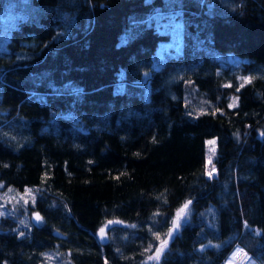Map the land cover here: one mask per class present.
<instances>
[{
  "label": "trees",
  "instance_id": "16d2710c",
  "mask_svg": "<svg viewBox=\"0 0 264 264\" xmlns=\"http://www.w3.org/2000/svg\"><path fill=\"white\" fill-rule=\"evenodd\" d=\"M261 132L264 0H0V264H264Z\"/></svg>",
  "mask_w": 264,
  "mask_h": 264
},
{
  "label": "snow or ice",
  "instance_id": "6c2138e0",
  "mask_svg": "<svg viewBox=\"0 0 264 264\" xmlns=\"http://www.w3.org/2000/svg\"><path fill=\"white\" fill-rule=\"evenodd\" d=\"M145 77H147V73L144 74ZM181 79H183L181 77ZM244 83H241L240 84V88H243L244 87V84L245 83H251L253 77H243L241 78ZM188 83H191V82H188ZM228 87H231V85H227ZM236 91H239V88L236 89ZM173 99H175V97H173ZM239 100V97H235L234 98V101H238ZM187 106V105H186ZM229 108H235L237 107V103L234 102V103H231L228 105ZM215 111L219 112L220 109H216ZM199 115H203L204 112L203 111H200L198 113ZM215 113H213L214 115ZM189 116L192 115L191 112L188 113ZM261 136H264V132H261L260 133ZM236 136L239 137V132L236 133ZM155 139V138H154ZM207 143L209 145H215L216 144V140L215 139H212V140H209L207 141ZM211 152H212V155H209L206 159V166L207 165H211V169L210 170H207L205 172V175L208 177V178H213L214 174L216 173V168L215 166L213 165V155H215L216 153V148L213 147L211 149ZM137 155H139V153H137ZM91 163V162H90ZM45 176H47V173H45ZM116 179H119V177H116ZM0 187H3V182L0 181ZM9 191H11V189L9 188ZM24 196L27 197V196H31V201L33 203V205L36 203V196H35V193L33 192V189L32 188H26L25 190V193H24ZM12 199H15V197H13ZM28 199H23V203L25 205L28 204ZM17 203H20V201H17ZM192 204V201L191 200H188L186 203L183 204V206L176 212V215L175 217L171 220V227L169 228L166 236L167 238L166 239H161V235L159 232H156V233H153V235L155 236V238L159 241V246L156 248V252H155V255L153 256H149L148 259L149 260H157L159 261L160 259V255L164 252L165 248L167 247L168 243H169V240L173 237V234L175 231H177L180 227H181V222H182V218L185 216L186 212L188 211L189 209V206ZM3 205H0V208H2ZM0 215H5L4 212L0 211ZM33 216L35 218V220L37 221H43V217L41 216V214L39 212H34L33 213ZM21 223H25V221H20ZM114 223H117L116 221H107V223L105 225H103L102 227H100L99 229V233H100V236L101 238H104L105 236V229L109 226V225H112ZM245 225H246V222H245ZM247 226V225H246ZM20 235H23V233L21 232ZM202 248L204 247L203 245L201 246ZM150 249H146V251H149ZM243 250L241 249H238L237 252L234 254V255H239ZM43 255V254H42ZM4 264H7V262L5 261Z\"/></svg>",
  "mask_w": 264,
  "mask_h": 264
},
{
  "label": "rangeland",
  "instance_id": "374dc122",
  "mask_svg": "<svg viewBox=\"0 0 264 264\" xmlns=\"http://www.w3.org/2000/svg\"><path fill=\"white\" fill-rule=\"evenodd\" d=\"M162 53H163V51H161ZM160 52V53H161ZM161 53V54H162ZM159 65V59H158V63H157V61H156V65L155 66H158ZM145 78V77H144ZM122 82V81H121ZM212 139H215L216 140V138H209L207 141H209V140H212ZM215 146V148H216V145H213V147ZM209 148H210V145H209ZM209 148H208V152H207V154H208V156L209 155H212V152L209 150ZM9 193H10V195H5V199L6 200H8L9 198H11L12 197V195H15L13 192H10L9 191ZM17 194V193H16ZM17 195H19L20 197H23L24 199H30L31 198V196H27V197H25L24 196V194H17ZM186 215H187V212H186V214H185V216L184 217H186ZM32 219H33V221L34 222H40V221H37V220H35V218H34V216H32ZM99 235H100V233H99ZM105 235H106V233H105ZM103 240H105V236H104V238H102ZM249 254V253H248ZM250 255V254H249ZM246 256V261H245V264H247L248 263V260H249V258L250 257H248V255H245ZM228 264H236L235 263V259L234 258H230V263H228Z\"/></svg>",
  "mask_w": 264,
  "mask_h": 264
},
{
  "label": "bare ground",
  "instance_id": "6f19581e",
  "mask_svg": "<svg viewBox=\"0 0 264 264\" xmlns=\"http://www.w3.org/2000/svg\"><path fill=\"white\" fill-rule=\"evenodd\" d=\"M238 249H241L243 251L239 255H234ZM245 255H247L246 251L241 247H237L232 253V258L235 259L236 264H245V261L247 259Z\"/></svg>",
  "mask_w": 264,
  "mask_h": 264
}]
</instances>
